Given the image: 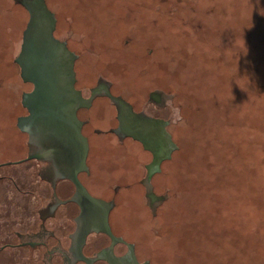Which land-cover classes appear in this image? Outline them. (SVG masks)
Wrapping results in <instances>:
<instances>
[{
	"label": "rangeland",
	"instance_id": "1",
	"mask_svg": "<svg viewBox=\"0 0 264 264\" xmlns=\"http://www.w3.org/2000/svg\"><path fill=\"white\" fill-rule=\"evenodd\" d=\"M45 3L84 97L103 82L134 111L166 122L175 149L148 183L165 197L153 215L142 182L149 158L109 133L113 103L98 95L79 113L100 133L90 149L99 187L132 189L114 211L153 258L264 264V0ZM28 17L17 0H0V73L20 97L32 88L14 62ZM156 91L164 106L150 102Z\"/></svg>",
	"mask_w": 264,
	"mask_h": 264
},
{
	"label": "water",
	"instance_id": "2",
	"mask_svg": "<svg viewBox=\"0 0 264 264\" xmlns=\"http://www.w3.org/2000/svg\"><path fill=\"white\" fill-rule=\"evenodd\" d=\"M17 3L25 8L29 17L22 33L20 51L14 62L19 67L18 73L21 80L24 83L32 84L33 90L20 97L0 73V163L14 160L24 154L23 144L24 141L26 142V136L21 132L27 133L30 138L36 139L44 145L43 150L32 155L31 158L50 161L42 164L41 174L44 182L53 186L54 172L51 162L54 161L56 148H59L73 162V170L68 175H64L75 186V202L81 209V215L85 207L87 208L86 203L102 206L105 212L101 229L114 243L117 238L112 235L106 216L109 204L102 203L92 197L76 177L79 172L87 171L85 161L88 153L87 139L81 133L82 122L77 118V110L88 107L89 99L84 98L81 92L74 87L75 55L69 51L65 42L55 38V18L45 5V0H17ZM98 90L95 89L92 93L94 94ZM107 95L121 104L129 115L124 123L120 119L118 120L120 132L141 142L153 154L152 164L156 171H159L160 162L168 160L175 149L170 134L166 132V122L136 114L132 111L131 106L125 105L123 101L113 97L109 92ZM150 98L156 99L159 98V95L152 92ZM20 102L28 112L25 117H19L25 113ZM21 167L20 165L3 166L0 169V175L13 172L14 175L21 177L24 173V169ZM148 167L150 175L154 170ZM44 182L41 186L46 191L47 186ZM11 188L12 186L8 185L7 181L0 179V235H2L0 239L8 235L9 241L13 243L22 244L36 241L45 243L48 239L47 229H52L60 244L63 247L66 246L68 243L67 234L70 231L68 217L77 212L76 206L70 205L71 203L62 206L63 200L68 194H53V196L43 197V199L38 197L36 206L35 201L32 203L29 198L27 199L26 214L24 210L17 207L18 196ZM148 197L153 201L162 199L154 193L149 194ZM21 204L20 201V207ZM58 205L60 207L55 215V208ZM32 209L35 213L40 214V219L47 229L43 224L38 231L35 228H30L32 220L28 212ZM112 215L115 231L124 235L130 242H134L141 255L145 254V256L153 258L119 215L115 211ZM104 240V237L98 236L94 238L93 242L99 244ZM12 257L0 254V264H36L34 258L27 261L21 256ZM76 258L85 260L80 245L77 246ZM68 263L69 260L63 262L61 253L51 257L49 263H47V259L43 261V264Z\"/></svg>",
	"mask_w": 264,
	"mask_h": 264
},
{
	"label": "flooded vegetation",
	"instance_id": "3",
	"mask_svg": "<svg viewBox=\"0 0 264 264\" xmlns=\"http://www.w3.org/2000/svg\"><path fill=\"white\" fill-rule=\"evenodd\" d=\"M75 83H76V76H75ZM75 83H74L75 89L81 92L80 89L76 88ZM26 84H30V83H26ZM96 89H99L98 92H94L93 94L92 92L95 91V89L91 90V94L89 97H84L81 92L84 98L89 99L88 107L79 108L77 110V118L82 122L81 133L87 139V143H88V149H87L88 153L85 161L87 166V171L79 172L76 177H78L80 183L86 188V190L92 197L100 200L102 203L109 204L108 213L106 215L107 221L112 235L116 237L118 241L116 240L114 243H112L111 238L101 229L103 215L105 212V209L102 208V206H94V205H90V203H86L85 205L87 206V208L85 207L84 212L81 215V209L79 205L76 204L75 202L76 200L75 186L70 180L65 178L64 175V174L68 175L73 170V162L69 159L66 153L60 151L59 148H56L57 152L54 155L55 156L54 161L51 162L54 172V176H53L54 182L52 186L51 184L44 182L41 174L42 164L44 162H50V161H42L36 158H31L32 155L41 152L43 150L44 147L43 143L36 139L30 138L27 133L21 132L20 129L17 128L22 134L26 136V142L24 141L23 144L25 152H23L24 154L20 155V157H17L14 160L0 163V169L3 166L10 167L14 165H20V167L22 166L21 168L24 169L23 170L24 175L20 174L21 177L14 175L13 172H9V174L7 175H2V176L0 175V179L7 181L8 185L10 184V186H12L11 190H13L15 192V195L18 196L19 202L17 203V207L24 210L25 213L27 214L26 212V208L28 206L27 199L30 198V202L32 203L33 201H35L34 204L36 206V204L38 203L37 201L38 197H42L43 199V197H51L53 196V194L56 195L60 193L61 194L67 193L68 196L66 197V199L64 198L62 206H67L68 204L71 203L70 205L73 204L76 206L77 212L76 214L74 215L71 214V216L68 217L70 221V225H69L70 231L67 234L68 243L66 246L63 247L60 244L55 232H53L54 230L47 229L46 226L44 225V222L41 221L40 219L41 218L40 214H38L37 212L35 213V211L33 210L35 208L34 206L33 209L30 212H28L32 220L30 228L32 229L35 228V230L38 231L40 230V227L43 224L47 229V233H48L47 242L43 243L36 241L33 243H22V244L18 242L13 243L12 241H9L10 237H8L7 235L2 237V239H0V254H5V255L7 254L8 257L10 258H13L12 256L15 257L21 256L24 257V259L27 261L32 260L34 258L36 264L38 262L39 264H43V261H45L46 259H47V263H49L51 257L59 253L62 254L63 262L69 260L68 264H158V263L161 264V262L162 264H166V261L163 259L158 258L154 260L152 257L150 258V256L149 257L145 256V254L141 255L140 252L138 251L136 244L134 242H130L124 235L116 232L113 227L114 225H113L112 214L114 213V209L117 206L116 197L117 195L122 193H125L129 196L132 193V189L126 187V189L128 190H126V192H121V190L119 189L121 187L116 184V186L114 185L115 187L110 191L107 190L103 191V189L99 187V184L96 181V177H97L96 175L98 170L94 168L95 164L91 163V150L94 149V147L95 148L99 147V143H98L99 141L97 142L96 138L95 139L93 138V135L95 137V135L98 134L100 135V133L98 129L90 128L91 124L88 118L84 119L79 115L80 111L87 110L92 107L96 96L102 95L103 97L107 98L109 101L113 103L115 107L114 109H116L117 126L116 128H111L109 130V133L114 135L116 140L119 141V143H121L120 141H125V140L129 142H133L134 144L132 145H135L136 147L139 146L143 151L144 156H148L149 158V161L144 166L147 172L146 179L142 182L145 185V188L143 189V194L147 198L146 200L147 209H149L153 215H155L154 213L155 210L157 209V206L162 202V200H164L165 197L156 194L157 196L162 197V199L158 201H153L148 197V195L151 193L155 194L153 190V185L149 186L148 183L149 182L151 183L155 175H157L156 173L159 172L156 171V169L152 164L154 161L153 154L149 150H147L141 142L129 136H126L122 132H120L118 120L120 119L124 123L126 122L127 117L129 115L127 114L125 109H123V106L121 104L115 102L114 100H112V98H110L107 95V92H109L108 87L103 82H98V87ZM32 90H33V86L30 91H27L25 93H29ZM155 93L159 95V98L151 99L149 94L150 102L154 103V105L158 107L164 106L166 101L165 96H162V94H160L157 91ZM113 97L121 100L119 96H113ZM123 103H125V105H128L124 101ZM21 107L25 113L19 117L27 116L28 115L27 110L22 106V104ZM131 109L136 114H141L145 117L152 119V117L146 115L144 112H136L133 110L132 107ZM165 160H162L160 162V165ZM147 167L150 168L151 170H154L152 174L149 175V171L147 170ZM27 168H29V170H27ZM43 182L46 183L47 186L45 189L46 191L42 189L41 184ZM20 201L22 202L21 207H20ZM59 207H60L59 205L58 207L56 206L55 215H57ZM1 236L2 235H0V237ZM98 236L104 237L105 238L104 242H101L99 244L94 243L93 242L94 238L95 237L97 238ZM78 245L81 246V253L85 258V260H79L76 258V250Z\"/></svg>",
	"mask_w": 264,
	"mask_h": 264
}]
</instances>
